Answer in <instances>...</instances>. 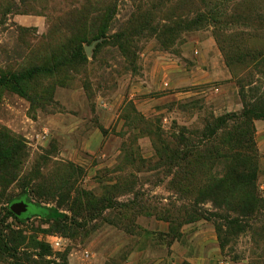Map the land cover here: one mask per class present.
Here are the masks:
<instances>
[{"label":"rangeland","instance_id":"374dc122","mask_svg":"<svg viewBox=\"0 0 264 264\" xmlns=\"http://www.w3.org/2000/svg\"><path fill=\"white\" fill-rule=\"evenodd\" d=\"M148 13L155 29L142 30ZM83 15L89 31L107 23L108 38L85 42L76 65L68 26L82 30ZM259 50L264 0H0V74L42 68L24 92L0 86V130L22 154L16 179L0 181V264H264V119H254L263 205L249 228L222 249L219 216L186 221L194 184L224 169L196 151L222 142L219 119L242 111L239 78L250 96L264 87L256 62L237 61ZM26 188L62 221L7 216Z\"/></svg>","mask_w":264,"mask_h":264},{"label":"trees","instance_id":"16d2710c","mask_svg":"<svg viewBox=\"0 0 264 264\" xmlns=\"http://www.w3.org/2000/svg\"><path fill=\"white\" fill-rule=\"evenodd\" d=\"M109 10L110 7L108 8V11ZM140 15V18H146L140 27L142 30L146 26L155 29L152 22V18H154L153 15L150 13H148L147 17L143 14ZM81 18H83L82 21H79V19L77 21L80 22V25L82 24V30L79 27L75 28L73 25L68 26L73 30L72 36H70L73 54L70 56L72 57V62H75L76 65L84 64L88 60L83 46L85 42H90L103 37V41L98 43V45H101L106 38H108V35H105L106 30H104L108 27L107 23L100 26V29L97 28L96 30L89 31L86 25L87 21L84 20V18H87L86 15L81 16ZM193 22L196 24L199 23L198 20ZM164 27L165 25L161 28L163 29ZM162 29L160 31H162ZM134 32L136 35L139 34L137 29ZM164 32L165 31L160 32L158 38L163 46H167L169 40L161 36ZM112 36L117 37L118 33L115 32ZM126 42L121 43V46H124ZM220 43L221 47H224L222 42ZM238 60L242 62L244 60H252L256 62L259 73L264 77V51H254L253 53L245 55L243 58L237 56V61ZM41 69L40 66H37L22 73H1L0 86L12 84L19 91L24 92L23 88L19 85L20 81L32 80L34 74H37ZM249 81L247 85L252 82ZM238 82L244 103L242 111L240 113L227 115L225 120L219 119L221 121V126H226L227 121H229V129L226 131V135L221 138L222 142L216 143L218 139L215 138L212 142H205L206 144L203 148L196 151L197 158L203 160L205 166L207 165L206 160H208L210 161L209 169H212V164L214 163V165L218 164V166H224L223 172L221 174H218L217 172L212 174L207 173L204 180L198 184H194L195 196L192 198L193 202L188 203L193 204L190 206L191 212L188 213L189 218L186 220L187 222L196 221L201 218L211 220V215H214L215 217L219 216L221 223L215 222V225L221 239L222 249H225L229 242L228 235L236 237L249 228L246 219L255 215L263 205V198L259 194L258 188L259 168L254 119H264V87L263 89H261V87L257 89L259 90V95L255 97V95L250 96V94L246 93L244 79L239 78ZM1 132L4 131L0 130V181L3 185H8L18 176L19 165L21 164L22 159V154L20 153L21 144H19L20 141L10 138L7 133L5 135ZM212 134H216V129H212L208 136ZM202 165L203 163H200L199 160L195 163V167L198 166V168ZM187 177L188 175L185 176V178H182V181L179 180L175 182L180 193L191 187L190 184L192 181L186 180ZM27 186L29 185L27 184ZM27 192L28 188L24 190L23 195L13 199L11 203L15 200L25 199L30 203L28 211L22 215H16L10 209V203L6 210L7 216H11L17 221H22L24 218L32 215H39L47 220L62 221L63 214L59 212L57 208L43 205L40 201L38 203L30 201L27 197ZM207 201H211L215 206V209L219 210V212L216 214H209L207 211L197 207L199 203H205ZM229 212H234V217H232ZM8 241L10 242V240H7L1 245L5 250L13 248ZM39 245L43 247L45 246V243L39 242Z\"/></svg>","mask_w":264,"mask_h":264},{"label":"water","instance_id":"95a60500","mask_svg":"<svg viewBox=\"0 0 264 264\" xmlns=\"http://www.w3.org/2000/svg\"><path fill=\"white\" fill-rule=\"evenodd\" d=\"M87 51L89 52V48H87ZM29 202L25 199L21 200H15L10 204V209L16 214V215H22L23 213H26L29 208Z\"/></svg>","mask_w":264,"mask_h":264}]
</instances>
